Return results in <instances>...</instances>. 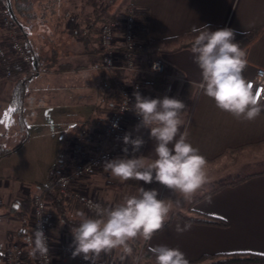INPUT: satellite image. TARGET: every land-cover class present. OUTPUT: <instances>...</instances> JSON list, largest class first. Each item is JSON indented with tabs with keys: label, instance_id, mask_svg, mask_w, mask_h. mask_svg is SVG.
Segmentation results:
<instances>
[{
	"label": "crops",
	"instance_id": "0c3cea01",
	"mask_svg": "<svg viewBox=\"0 0 264 264\" xmlns=\"http://www.w3.org/2000/svg\"><path fill=\"white\" fill-rule=\"evenodd\" d=\"M134 1L133 5H138L140 9L139 33L149 41L176 37L208 24L240 32L256 31L254 38L243 48L248 53V65L243 74L245 77H253L257 69H264V0ZM81 2L83 0H70L69 8L64 12L50 5V53H54L52 49H59L58 55L54 53L58 56V61L70 63L73 67L68 70H50V85L70 83L72 86L76 76H81V73L90 76L97 70L102 71L106 89V93H102L104 101L99 106H93V114L86 121L100 123L119 100L116 80L123 75L118 71H107L100 65L99 27L96 31L93 30L97 18L95 16L122 19L126 7L132 3L114 9L110 5L98 4L100 9L95 11L91 2H85L83 8L78 9ZM121 30L122 28L118 32L119 38L122 37ZM72 33H76L73 37H76L78 43L72 40ZM29 36L31 37L30 34ZM159 45L162 49L157 54L166 62L165 75L146 74L143 79L146 97L163 98L167 95L184 102L186 110L182 118L185 124L181 130L188 132V141L206 158L208 176L217 167L216 170L225 175L213 180L210 188L202 189L189 199L182 201L178 193H173L170 197L173 208L163 229L146 240V243L149 247L167 245L179 248L188 260L197 259L204 254L237 252L264 255V112L253 121L241 122L221 111L198 87L201 75L194 63L192 46ZM12 88V81L0 84V102H9ZM138 124L139 121L128 122L121 131L123 135L130 133L132 138L142 136L145 141L140 151L128 154V158L143 155L154 159V142L149 137V130L141 128L136 131ZM6 127L5 123H0V135L5 133ZM0 140L5 144L3 139ZM243 177L246 178L232 183ZM214 181L221 182L214 184ZM82 184L87 193L111 206L122 202L123 197L131 195L140 186L145 189H151L154 185L158 188L161 186L156 182L144 184L137 180L121 182L110 172H106L103 166L82 179ZM221 184L224 185L211 191ZM20 190L25 191L26 195L22 196V191L9 194L6 198L0 197V254L3 256L7 244L23 240L17 236L22 221L13 215L12 209L18 208V203L29 194L39 192L26 191L22 185ZM209 191L211 192L207 193ZM209 197L211 203L207 202ZM66 204L68 212L75 217H78L76 213L79 211L92 216L77 201L68 200ZM53 209L56 211L54 207ZM206 217L221 218L228 225L196 221ZM5 222L10 225L6 229ZM178 223L181 226L189 223L191 229L177 234L175 226ZM52 235L55 261H71L72 257L63 255L59 248L63 242L72 244L71 231L66 230L57 219L52 227Z\"/></svg>",
	"mask_w": 264,
	"mask_h": 264
},
{
	"label": "clouds",
	"instance_id": "9594fccd",
	"mask_svg": "<svg viewBox=\"0 0 264 264\" xmlns=\"http://www.w3.org/2000/svg\"><path fill=\"white\" fill-rule=\"evenodd\" d=\"M193 31L196 36L191 52L194 63L200 69L199 89L215 102L218 109L231 114L238 121L255 120L264 112V71L257 75L255 81L245 78L243 73L248 65V53L240 43L234 42V29L224 27L213 31L208 25H203ZM157 67L153 66L154 69ZM133 96L135 103L131 110L140 118L136 131L141 128L149 130L155 158L143 155L128 158L127 145H131L134 154L140 151L145 141L142 136L132 138L130 133H126L122 138L126 146L122 149L124 157L105 160L104 170L121 182H156L185 199L191 198L204 189L210 180L206 158L188 141V132L181 130L185 124L182 118L185 103L167 95L163 98L144 97L139 91H135ZM113 127H118V124L114 123ZM207 202L211 203V197ZM88 208L93 215L77 212L78 225L71 228L72 258L80 256L89 264H97L101 254L109 255L114 250L120 252L121 261L132 256L130 242L137 237L150 240L163 229L172 211L173 201L160 198L156 188L140 186L135 194L123 197L122 202L115 206L104 207L89 201ZM190 229L189 223L175 226L177 234ZM27 243L32 248L33 256H47V237L39 226ZM150 252L155 264H190L179 248L156 245L151 247Z\"/></svg>",
	"mask_w": 264,
	"mask_h": 264
},
{
	"label": "built area",
	"instance_id": "2783aa9c",
	"mask_svg": "<svg viewBox=\"0 0 264 264\" xmlns=\"http://www.w3.org/2000/svg\"><path fill=\"white\" fill-rule=\"evenodd\" d=\"M113 0H109L112 2ZM140 9L135 5H128L125 14L120 18L111 17L101 22L99 26L100 65L107 71H118L123 76L116 80L119 100L102 122H86L78 128L69 141L68 168L58 170L54 174V182L59 185L61 195L68 201L79 202L93 215L88 208V202L99 203L104 207H112L95 195L85 191L82 179L91 175L103 166L105 160L124 157L122 129L128 122H138L140 118L131 110L135 103L133 93L146 97L143 79L148 73L165 75L166 62L157 53L162 49L160 45H147L140 35ZM122 28V37H118ZM0 29H4L5 45L0 41V80H16L25 75H41L48 71L40 68L34 53L22 38L17 21L11 11L0 0ZM85 34V33H84ZM83 34V35H84ZM157 65V68H153ZM18 66L19 68H16ZM264 71L259 68L253 77H245L255 81L257 75ZM255 90V86H254ZM122 109H125L121 111ZM117 123L118 127H113ZM132 153L131 145H127ZM32 195L31 219L27 227L28 236L34 237L39 226L47 237L49 252L47 256L38 254L33 256L34 264H89L82 257L72 258L71 261L54 259V240L52 227L56 220L53 205L44 195L43 190ZM28 238V239H29ZM28 239L15 240L5 247L3 261L5 264H26V255L31 246ZM63 255L72 257L74 248L71 243L63 242L59 245ZM141 253L138 252L132 260L121 261L116 254H101L97 264H139Z\"/></svg>",
	"mask_w": 264,
	"mask_h": 264
},
{
	"label": "rangeland",
	"instance_id": "374dc122",
	"mask_svg": "<svg viewBox=\"0 0 264 264\" xmlns=\"http://www.w3.org/2000/svg\"><path fill=\"white\" fill-rule=\"evenodd\" d=\"M84 1L86 2V0ZM133 2L135 1L113 0L109 2V0H102L100 4L102 6L104 4L110 5L114 9L130 3L135 4ZM59 5V3H55L53 7L58 10ZM83 5L85 3L81 2L78 9L83 8ZM136 7L139 8L138 5ZM35 8L39 17L32 23L35 30L33 29L31 37L34 44L41 48L43 53L50 54V12L43 18L45 9H50V0H35ZM100 22L101 17H97L94 31L99 27ZM20 31L22 38L25 40L21 29ZM0 32L4 33V29H0ZM71 38L78 43L76 37L71 36ZM49 73L48 70V73L37 75L30 82L31 87L25 96L21 120L18 113L11 115L9 112L11 106L8 100L0 102V123H5L7 126L5 133L0 135V139H3L5 144L8 145L11 142H18L24 132L29 134L20 148L0 158V197L6 198L9 194L22 192L23 190H20L21 185L26 191L27 189L30 192L41 191L38 184L45 185L49 182L51 178L50 171L55 168L58 159L61 157L65 162L69 160L68 146L73 135V127L89 120L93 114V106H99L104 101L102 93H106V89L103 84L102 71L97 70L90 76L81 73V76H76L74 79L75 84L72 86H70V83L50 85ZM8 81L11 80H0V84ZM65 82H67V79ZM22 121L27 126L25 130L20 128ZM216 169L212 170L209 175L210 183L204 188H210L213 180L225 175ZM217 182L221 181H214V184H217ZM151 187L158 188L157 185ZM158 190L160 198L171 200L172 191L163 186H160ZM135 193L136 191L132 194ZM25 195L26 192L23 191L22 196ZM180 199L183 201L185 198L181 196ZM54 212L56 214V211ZM8 225L5 222V229L8 228ZM112 254L120 256V252L117 250H114ZM3 257L0 254V262L5 264L4 261L2 262ZM133 258L134 255L132 254L126 259L132 260Z\"/></svg>",
	"mask_w": 264,
	"mask_h": 264
},
{
	"label": "trees",
	"instance_id": "16d2710c",
	"mask_svg": "<svg viewBox=\"0 0 264 264\" xmlns=\"http://www.w3.org/2000/svg\"><path fill=\"white\" fill-rule=\"evenodd\" d=\"M6 7H8L11 11L12 17L17 21L20 29L23 32V35L25 37V41L31 48L32 52L34 53V56L36 58L37 64L40 68L44 70H68L72 69V65L70 63H64L58 61V51L59 49H52L54 53H43L41 48L37 47L34 44L33 38L29 36L32 35L33 29L35 26L32 25L34 21H36L39 17L38 11L35 8V0H1ZM58 2L60 5L59 10H62L64 12L65 9H68V5L70 0H51L50 5L53 6L55 2ZM100 1L102 0H91L90 2L93 4L94 10L97 11L98 4L100 5ZM85 3V1L83 0ZM86 2H89V0H86ZM53 4V5H52ZM46 8L44 12L43 18H45V15L50 12V9ZM95 14V13H93ZM100 17V16H95ZM106 20V17H101V21ZM48 22V21H46ZM49 24V23H48ZM95 25V24H94ZM210 30H217L219 28H224L222 26H216L208 24ZM35 30V29H34ZM235 41L237 43H240V46L244 48L255 36L256 31H245L240 32L236 31ZM72 36H76V33H72ZM82 35V34H81ZM34 36V34H33ZM196 33L194 31H190L188 33L166 38L162 40H154L149 41L145 40L147 45H150L152 47H155L159 44H165V45H174L178 44V46H192L194 40H195ZM4 33L0 32V41L5 45L4 41ZM184 40H188L186 43H184ZM1 62V61H0ZM16 68H19L16 66ZM37 75H25L21 78H18L16 80H11L13 82V88L10 93V99L9 103L11 106V115L13 114H19L18 117L21 120L22 111L24 107L25 102V96L30 88V82L32 79ZM40 76V75H39ZM118 93V92H117ZM119 96V95H118ZM20 128L22 130L27 129V126L25 123H20ZM86 124H79L74 127V132L80 128L82 125ZM29 134L28 132H24L20 140L14 144V145H6L0 140V158L7 156L14 151H16L18 148H20L26 139L28 138ZM61 166V167H59ZM52 168V167H51ZM61 169H67L68 168V161L65 162L61 157L58 159V163L56 164L55 168L53 170L51 169L50 175L51 178L49 182L45 185L38 184L39 188L43 190L44 197L50 201L53 205V207L56 209L58 214V219L62 223L63 227L66 230H70L72 227H75L78 225L79 217H75L71 215L68 212L66 199L61 195L60 188L57 183L54 182V174ZM246 177L240 178L236 181H233L232 183L239 182ZM224 184H221L211 191L221 187ZM211 191L207 192L210 193ZM205 193V194H207ZM18 208H13V215L18 217L22 221L21 228L17 231V236L21 237V239H28V231L27 227L31 219V210H32V195L29 194L23 201H21ZM198 222L207 223V224H216L221 226H227L228 222L226 220H223L218 217H206V218H200L196 220ZM131 247L133 249V255L136 256L138 252L141 253L139 264H155V259L152 256L150 249L151 247L148 246L146 243V240L142 237L136 238L132 243ZM190 264H264V255L262 254H255V253H230V254H204L201 255L199 258L194 260H189ZM26 264H34L33 262V255L31 254V250L28 251L26 255Z\"/></svg>",
	"mask_w": 264,
	"mask_h": 264
}]
</instances>
